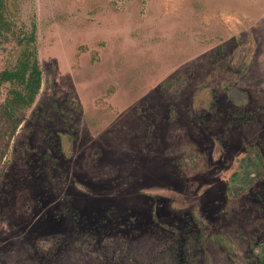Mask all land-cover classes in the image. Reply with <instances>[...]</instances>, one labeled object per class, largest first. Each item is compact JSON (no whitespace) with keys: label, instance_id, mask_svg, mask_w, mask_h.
I'll use <instances>...</instances> for the list:
<instances>
[{"label":"rangeland","instance_id":"obj_1","mask_svg":"<svg viewBox=\"0 0 264 264\" xmlns=\"http://www.w3.org/2000/svg\"><path fill=\"white\" fill-rule=\"evenodd\" d=\"M1 5L0 264H264V0Z\"/></svg>","mask_w":264,"mask_h":264},{"label":"trees","instance_id":"obj_2","mask_svg":"<svg viewBox=\"0 0 264 264\" xmlns=\"http://www.w3.org/2000/svg\"><path fill=\"white\" fill-rule=\"evenodd\" d=\"M0 0V33L2 30H7L8 19L1 5ZM32 40V39H29ZM2 82H9L11 84H18L20 89L11 91V101L8 105H28L30 104L35 94L37 93L41 83V72L33 55H27L23 61H19L17 67L14 69H4L0 71V84ZM6 105V106H8ZM9 107V106H8ZM10 109V108H9Z\"/></svg>","mask_w":264,"mask_h":264},{"label":"flooded vegetation","instance_id":"obj_3","mask_svg":"<svg viewBox=\"0 0 264 264\" xmlns=\"http://www.w3.org/2000/svg\"><path fill=\"white\" fill-rule=\"evenodd\" d=\"M257 160L256 159H254L253 161H252V164H254L255 165V163L254 162H256ZM262 166H264V162H262ZM257 169V171H260L261 170V163H260V161H259V164H258V167H256V165L254 166V170H256ZM257 171H256V173H257ZM250 176L248 177L249 179H250V181H251V177H253V176H251V174H249ZM252 175H254L253 173H252ZM250 184H252L251 182H250Z\"/></svg>","mask_w":264,"mask_h":264}]
</instances>
